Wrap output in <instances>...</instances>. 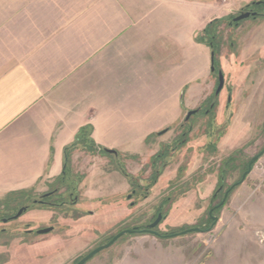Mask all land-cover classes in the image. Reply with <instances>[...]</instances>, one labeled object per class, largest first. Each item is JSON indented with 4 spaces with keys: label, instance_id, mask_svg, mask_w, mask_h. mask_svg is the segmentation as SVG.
I'll return each mask as SVG.
<instances>
[{
    "label": "rangeland",
    "instance_id": "obj_1",
    "mask_svg": "<svg viewBox=\"0 0 264 264\" xmlns=\"http://www.w3.org/2000/svg\"><path fill=\"white\" fill-rule=\"evenodd\" d=\"M121 1L0 0V74L24 51L25 13L38 15L40 21L35 20V24L39 27L43 25L40 16L51 18L53 21L49 22H54L56 28L71 23L81 27L88 16L122 11L119 3L124 12L138 17L180 12L177 0ZM190 1L185 0L187 12L198 13ZM194 1L207 4L205 28L208 26L207 33L197 34L195 41L204 36L208 41L210 34L216 36L220 45L212 73L214 80L205 85L206 99L194 106L196 114L184 122L188 113L185 110L177 127L165 129L161 135L152 134L145 141L147 147L137 151L146 158L147 148L156 149L151 148L153 144L160 146L159 151L172 142L173 146L178 145L188 131L185 145L178 151L166 152L169 163L155 182L151 180L155 175L150 167L152 157L124 160L115 150L116 155L96 152L93 165L86 169L78 159L73 167L78 182L69 184L78 199L75 207L31 206L52 188L59 190L58 198L65 199L67 187L57 182L40 191H28L24 203L31 209L16 221L0 222V264H74L118 232L146 228L157 213L163 216L155 229L158 233L176 234L190 228L202 232L168 238L126 234L85 264H264V151L260 153L264 149V6L254 7L256 17L230 24L241 10L264 0ZM182 12L186 10L183 8ZM126 25L118 26L120 32L111 36V48L137 29ZM162 44L157 46L159 51ZM219 71L224 86L215 95ZM258 154L251 172L236 185ZM99 156L107 162L103 174ZM230 158L232 162L226 165ZM121 170L136 179L135 192L130 184L123 191L127 179ZM221 170L225 173L219 181ZM218 183L222 190L212 201ZM230 187L233 188L224 206L210 216L209 209ZM89 190L101 194L99 201L86 197ZM2 210L0 207L1 215L5 214ZM48 227L53 228L50 233L37 234V230Z\"/></svg>",
    "mask_w": 264,
    "mask_h": 264
},
{
    "label": "crops",
    "instance_id": "obj_2",
    "mask_svg": "<svg viewBox=\"0 0 264 264\" xmlns=\"http://www.w3.org/2000/svg\"><path fill=\"white\" fill-rule=\"evenodd\" d=\"M177 1V14L151 18L126 13L119 3L122 11L88 16L81 27L55 28L46 16H40L39 27L38 15L25 13L24 51L0 74V197L40 191L61 178L64 150L86 126L97 151L148 160L160 146L147 148L145 158L137 150L147 147L146 139L174 129L185 110L205 101V85L214 80L211 51L195 36L205 28L207 4L188 2L197 13L187 12L185 0ZM130 24L137 29L111 48L118 26ZM95 153L73 150L66 172L75 176L78 159L89 168ZM97 159L103 174L107 162ZM128 188L126 181L122 189ZM85 195L101 197L92 191Z\"/></svg>",
    "mask_w": 264,
    "mask_h": 264
},
{
    "label": "trees",
    "instance_id": "obj_3",
    "mask_svg": "<svg viewBox=\"0 0 264 264\" xmlns=\"http://www.w3.org/2000/svg\"><path fill=\"white\" fill-rule=\"evenodd\" d=\"M263 6H264V4L261 5V7H263ZM207 29H208V26L203 30V34L207 33ZM207 36L210 37L208 39V41H206L205 36H204V38L203 37L197 38L196 41L198 43H205L210 48V51L212 53H214V61H213V66H214L215 61H216L215 59L219 54L220 45L216 41V36H214V35L210 36V34H207ZM90 135H91V128L90 127L86 126V127L81 128L79 130L78 134L76 135L74 142L70 146L65 148V150H64V173L61 176V178H59L58 180L55 181V182H57V184H59L61 186H66L68 189V188H70L69 184L71 185V184H75L78 182L79 177L72 176V178H71V176L68 175V173L66 172V169L68 168L69 163H70V154L72 153L73 150L78 149V148H82L83 150H85L88 153H95V152L104 153L105 152V149H100L99 151H97L96 149L93 148V145H92L90 138H89ZM187 135H188V131L182 135L183 139L180 140V143L178 145L173 146L174 143L172 142L171 144H168L165 147H162L161 150L151 158L150 167H151V169H153V171H155L154 172L155 175L151 179L152 182H155L156 178L158 179V177L161 175V173L163 171V168H165L169 163L168 159H167L169 156H167L168 153L166 154V152L171 151L172 149H173L172 151H178L180 148H182L186 143ZM176 146H178V147H176ZM263 151H264V149L260 153H262ZM165 159H167V160L164 161ZM231 162H232V159L230 158L227 160L226 165L227 164L229 165ZM224 173L225 172L223 170H221L219 181L223 179ZM121 174L127 179V181L129 182V184L133 190H134V188L138 187L136 184V179L134 177L130 176L125 170H121ZM73 177H75V180H72ZM219 186H221V183H218V187L215 189V191L213 193L212 201L216 198L218 192L221 189ZM230 188L226 191L228 193H227V197H226L225 201L228 199L230 191L232 190ZM25 194H27L26 191H18V192L9 193L5 197H3V199L0 200V207H2V209H4L1 211V213L4 212L5 214H3V215L6 216V215H8L9 211H12V209L15 210V209L21 207L22 205H24L26 203L25 196H24ZM222 200H223V196L221 198V195H220V201L213 208V211H214L213 214H217L221 210V208L224 206L225 201L223 203H221ZM137 230H140V229H137ZM159 234L164 236V237H160V238H168L171 235H173V234H168V233H162V234L159 233Z\"/></svg>",
    "mask_w": 264,
    "mask_h": 264
},
{
    "label": "water",
    "instance_id": "obj_4",
    "mask_svg": "<svg viewBox=\"0 0 264 264\" xmlns=\"http://www.w3.org/2000/svg\"><path fill=\"white\" fill-rule=\"evenodd\" d=\"M254 5H261V4H264V2L262 1H258V2H254L253 3ZM256 15V13L254 12H241L237 17H235L232 22L233 23H237V22H240V21H243V20H246L250 17H254ZM213 61H214V53L211 52V55H210V62H211V71L214 72V66H213ZM223 86H224V78L221 74V72L219 71L218 72V86L215 90V95H218L221 90L223 89ZM198 112L197 109H193V110H190L188 111V113L186 114V117L184 118V122H187L189 120V118L196 114ZM165 132L162 131V132H159L158 134L161 135ZM105 152L107 154H113V155H116V152L114 150H110V149H105ZM259 155H256L255 157H253L248 166H247V170L246 172L242 175V178L241 180L236 184H241L244 179L246 178V176L251 172V169H252V165L253 163L259 158ZM233 187H231L230 189H232ZM227 193H225L224 197H223V200L221 203H223L227 197ZM50 194H44L42 196V198H46L48 197ZM130 198V196H128V199ZM26 211V208H21L18 210V212L15 214V216L12 218V219H17L19 218L23 212ZM209 215H210V212H209ZM212 220H216V218L214 217H211ZM163 220V216L161 214H158L156 219L147 225L146 228L144 229H141V230H137L136 228H132V229H124L120 232H118L116 235H114L111 240L106 243V244H103L97 248H95L94 250L90 251L89 253H87L82 259H80L76 264H85L86 262H88L93 256H95L97 253L101 252L102 250L104 249H107L109 248L110 246H112L119 238H121L122 236L126 235V234H134V233H139V234H151V235H154V236H157V237H164L162 235H160L157 231H155V229L157 228V226L160 224V222ZM53 230L52 227H48V228H43V229H40L37 231V234L39 235H44V234H48L50 233L51 231ZM191 232H202L200 229L198 228H190V229H186L184 231H181L179 233H176V234H173L171 235L170 237H176V236H179V235H185V234H188V233H191Z\"/></svg>",
    "mask_w": 264,
    "mask_h": 264
},
{
    "label": "flooded vegetation",
    "instance_id": "obj_5",
    "mask_svg": "<svg viewBox=\"0 0 264 264\" xmlns=\"http://www.w3.org/2000/svg\"><path fill=\"white\" fill-rule=\"evenodd\" d=\"M261 5H263V4H261ZM261 5H258V6H261ZM257 5H254L253 3L252 4H250L249 6H247L246 8H244L243 10H241V12H254L255 10H254V7H256ZM241 12H239L237 15H235L234 17H232L231 18V22H230V24L231 25H237L238 23H240V22H237V23H233L232 22V20L235 18V17H237ZM255 13V12H254ZM258 15V13H256V15L254 16V17H256ZM253 17V18H254ZM138 186V185H137ZM220 187V186H219ZM136 188H138V187H136ZM222 189H220V191H221ZM228 190V189H227ZM226 190V191H227ZM72 191V188H66L65 190H64V194H65V199H60V198H58L59 197V190L57 189V188H52V189H50L49 191H47V192H45L44 194H50L48 197H46V198H42V196L44 195V194H42V196L39 198V200H37V202H33L32 203V205L31 206H36V205H39V206H44V207H49V208H59V207H62V206H71V207H75L77 204H78V199H77V196L76 197H74L73 196V193L71 192ZM220 191L218 192V193H220ZM226 191H225V193H226ZM132 192H135V188H134V190L132 189ZM225 193H224V195H225ZM61 195H63V194H61ZM224 195H223V197H224ZM218 197V194H217V196H216V198ZM215 198V197H214ZM215 198V199H216ZM214 199V200H215ZM59 201V202H58ZM217 205V204H216ZM216 205H212V207L209 209V211H210V216H211V213H213L214 211H213V208L216 206ZM31 206L29 207V206H27V205H22L21 207H19L17 210L15 209V210H12L11 212H9L8 213V215H6V217L4 216V215H1L0 214V222L2 223V224H7V223H10V222H13V221H16V220H18V218L17 219H12L14 216H15V214L18 212V210L19 209H21V208H26V211H24L23 212V214H25L27 211H29V209H31ZM22 214V215H23ZM158 214H160V213H158ZM157 214V215H158ZM208 214H209V212H208ZM21 215V216H22ZM157 215H156V217H157ZM20 216V217H21ZM156 219V218H155ZM154 219V220H155ZM40 230V229H39ZM38 231V230H37ZM31 232V231H30ZM86 255V254H85ZM84 256H82L81 258H79L74 264H76L80 259H82Z\"/></svg>",
    "mask_w": 264,
    "mask_h": 264
}]
</instances>
